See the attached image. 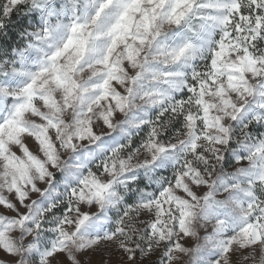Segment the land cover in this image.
I'll return each mask as SVG.
<instances>
[{"label": "snow or ice", "instance_id": "snow-or-ice-1", "mask_svg": "<svg viewBox=\"0 0 264 264\" xmlns=\"http://www.w3.org/2000/svg\"><path fill=\"white\" fill-rule=\"evenodd\" d=\"M192 252L264 264V0H0V264Z\"/></svg>", "mask_w": 264, "mask_h": 264}, {"label": "rangeland", "instance_id": "rangeland-1", "mask_svg": "<svg viewBox=\"0 0 264 264\" xmlns=\"http://www.w3.org/2000/svg\"><path fill=\"white\" fill-rule=\"evenodd\" d=\"M203 235V233H201ZM202 242V241H201ZM197 241L194 239H187L185 242V246L194 249L196 247ZM195 256L196 254L194 252L190 253L188 256H183L181 258L180 264H195ZM4 258V254L0 253V259ZM90 257L85 255L82 257L83 260L87 261ZM257 260H259V257H257Z\"/></svg>", "mask_w": 264, "mask_h": 264}]
</instances>
